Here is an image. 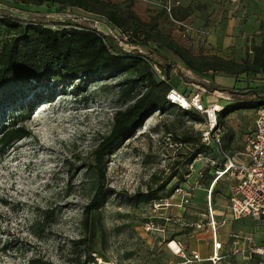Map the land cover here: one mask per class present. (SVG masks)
<instances>
[{
    "label": "rangeland",
    "instance_id": "obj_1",
    "mask_svg": "<svg viewBox=\"0 0 264 264\" xmlns=\"http://www.w3.org/2000/svg\"><path fill=\"white\" fill-rule=\"evenodd\" d=\"M13 1L20 2L0 0V12L6 10L25 19H32L33 14H46L54 20L73 18L90 23L105 35L123 36L120 45L130 53L128 56H139L131 53L135 48L126 45L128 36L113 29L102 16L71 7L57 12L55 7L46 5L25 11ZM101 1L122 10L129 9L142 23L154 26L166 40L196 55L252 62L253 50L264 39V23L258 33L241 42L234 52L203 49L206 37H198L192 30L186 40L182 39V22L193 26L201 20L208 26L216 18L212 0ZM164 2L172 8L171 14L162 9ZM10 34L0 26L2 43ZM150 46L176 63L174 66L169 61H155L156 76L165 80L169 77L177 92L191 98V87L175 77L178 69L185 66L184 62L167 48L153 42ZM142 52L146 49L140 48L137 53L142 56ZM169 64L167 77L164 66ZM134 75L132 69L122 67L67 85L54 83L45 88L34 84L8 85L0 90V126L15 124L30 132L29 137L0 150V264H32L34 260L46 264H76L85 260L84 255L74 253V248L85 233V208L96 188L94 175L87 171L89 156L101 137L110 134L115 112L128 108L145 92L146 86L136 82ZM213 80L226 88L234 86L232 78L216 76ZM253 81L254 85L263 84L260 79ZM236 84L245 88L248 80L240 76ZM200 97L207 107L221 105L218 96L201 94ZM256 118V110H241L231 114L225 126L212 130L207 120H195L194 113L185 114L176 104L144 119L141 127L108 157V193L101 209L91 215L88 223L90 227L95 224L101 228L91 244L95 253L94 261L89 264H180L183 260L170 249L169 243L179 240L186 247L193 238L194 247L201 243L202 252L211 253V221L215 222L217 236L226 247L230 245L231 233H252L260 244L264 240V218L236 221L230 214L232 179L227 176L219 179L215 193L210 194L215 171L226 162L222 152L230 151L227 146L231 140L234 151L241 150ZM207 133L209 142L204 140ZM216 135L220 136V143L214 139ZM185 136H191L189 143L183 142ZM198 138L201 140L197 141ZM198 151L201 154L188 164L189 158ZM179 186L191 188L190 202L182 208L176 206L179 199L173 195ZM197 224H202V229ZM207 241L209 245H205ZM233 259L228 263L243 261L241 256ZM244 262L259 264L260 261L253 257ZM222 264H226L225 260Z\"/></svg>",
    "mask_w": 264,
    "mask_h": 264
},
{
    "label": "trees",
    "instance_id": "obj_2",
    "mask_svg": "<svg viewBox=\"0 0 264 264\" xmlns=\"http://www.w3.org/2000/svg\"><path fill=\"white\" fill-rule=\"evenodd\" d=\"M12 3L25 11H30L31 7L39 8L46 5L48 8L55 7L57 12H64L63 7H71L102 16L113 29L128 36L126 45L136 49L131 53L139 55L128 56L130 53L120 45L124 41L123 36L119 38L105 35L90 23L77 22L73 18L64 21L54 20L48 18L46 14H33L32 19H25L16 17L6 10L0 12V26L11 32L4 43L0 41V90L8 85L34 84L40 85L41 88L53 86L54 83L67 85L75 80L87 81L104 73L109 74L122 67L132 69L135 73V81L146 86L145 92L134 104L115 112L110 134L101 137L89 156L87 171L94 175L96 188L85 208L83 221L85 233L74 248V253L80 257L84 255L85 260L76 264H89L94 261L92 255L95 252L92 251L91 244L101 232V228L95 224L90 227L88 223L91 215L101 209L108 193L106 171L109 155L118 150L124 140L141 127L144 119L154 112H163L176 105L168 99L169 93L177 88L168 77L170 68L164 66L168 77L165 80L156 76L153 66V63L159 59L169 61L174 66L176 63L157 49L151 48V42L167 48L184 62L185 66L178 69L179 72L175 77L191 87L193 95L219 97L221 110L217 112L216 129L225 126L229 116L235 112L241 110L258 112L264 108V39L253 50L255 59L252 62L239 63L234 59L215 55L193 54L187 48L166 40L154 26L142 23L129 9L122 10L116 5L101 0H20ZM164 3L166 5L161 6L167 12L168 4ZM140 48L146 49V52L141 53L142 56L137 53ZM216 76L232 78L234 86L226 88L216 84L213 80ZM240 76H245L248 80L247 87L237 86ZM254 79L262 80L263 84L254 85ZM182 112L188 115L194 113L195 120L200 122L207 120L204 114L194 109L182 108ZM29 136L30 132L24 126L3 124L0 126V150ZM190 140L191 136L183 138L185 143H189ZM200 140L201 138L197 139ZM232 142L233 140L227 146L228 150ZM207 151L212 152L209 149ZM199 154L200 151L196 152L187 163H193ZM214 180L215 178L211 182L213 183ZM180 181L184 182L182 177ZM218 182L219 180L213 183L211 195L215 193ZM155 200L159 201L160 198ZM45 218L44 216L42 223ZM39 223L38 221L37 224ZM83 246L88 247L85 252L80 249ZM32 264H46V262L34 260Z\"/></svg>",
    "mask_w": 264,
    "mask_h": 264
},
{
    "label": "built area",
    "instance_id": "obj_3",
    "mask_svg": "<svg viewBox=\"0 0 264 264\" xmlns=\"http://www.w3.org/2000/svg\"><path fill=\"white\" fill-rule=\"evenodd\" d=\"M235 2L239 3L240 0H235ZM170 10L171 8L168 6L167 11L170 12ZM181 28L180 36L184 40L187 39L191 30L195 33L193 26H190L187 22H182ZM208 32L205 31L204 33L207 34ZM180 96L182 95L179 92L172 90L168 99L172 103L180 105L181 108L194 109L204 114L210 128L213 130L216 127L217 112L221 110V106L206 107L201 101L200 94H195L191 98L182 96L188 102V107H185L179 99ZM209 135V133L204 135L206 142L211 141ZM214 139L218 143L221 141L219 135H216ZM243 142L241 150L234 151L231 154L222 152L226 162L216 170L215 181L226 176L233 181L230 186L229 211L234 220L253 219L257 221L264 218V108L257 112L254 127L246 134ZM173 195L179 199L176 206L182 208L190 202L191 188L179 186L175 189ZM209 225L213 230L212 255L207 259H202L197 253L189 254L184 244L177 240L175 242L181 249L178 255L183 260L180 264H221L224 259L220 253L223 242L217 236L215 222L211 221ZM202 227V224H197L198 229H202ZM229 242L232 247V258L241 256L244 261H248L253 257H257L260 261L259 264H264V240L258 244L252 233H231Z\"/></svg>",
    "mask_w": 264,
    "mask_h": 264
},
{
    "label": "crops",
    "instance_id": "obj_4",
    "mask_svg": "<svg viewBox=\"0 0 264 264\" xmlns=\"http://www.w3.org/2000/svg\"><path fill=\"white\" fill-rule=\"evenodd\" d=\"M212 1L214 3L213 15L216 18L209 23L208 26H204L205 22L201 20H197V23L193 25L196 36H203L207 39L206 43H204V41L202 42V44H204L203 49H227V52H234L238 49L241 42L249 40L252 38L253 33H258L261 30V26L264 23V0H240L239 4L238 2L236 3L235 0ZM205 31L209 32L206 34L204 33ZM232 152H234L233 143L231 144L230 151L224 154H231ZM195 239L201 242L199 238L196 237ZM193 241L194 239L190 238L185 247L189 254L197 253L202 259H207L212 255L213 246L211 253H203L201 250L203 247L202 244L199 243L196 248L194 247ZM205 245H209V242H205ZM231 252V244L229 247H226L225 242H223L220 253L224 259L221 264L224 260L226 264L230 259L234 260L231 257ZM234 258L238 259V256ZM243 263L246 262L243 260L241 263L238 262L237 264Z\"/></svg>",
    "mask_w": 264,
    "mask_h": 264
},
{
    "label": "water",
    "instance_id": "obj_5",
    "mask_svg": "<svg viewBox=\"0 0 264 264\" xmlns=\"http://www.w3.org/2000/svg\"><path fill=\"white\" fill-rule=\"evenodd\" d=\"M168 67H171V64H169ZM147 118H148V117H147ZM147 118H146V119H147ZM169 247H170V249H171L174 253H176V254L180 253V251H181V249L178 247V245H177V243H176L175 241H171V242L169 243Z\"/></svg>",
    "mask_w": 264,
    "mask_h": 264
},
{
    "label": "bare ground",
    "instance_id": "obj_6",
    "mask_svg": "<svg viewBox=\"0 0 264 264\" xmlns=\"http://www.w3.org/2000/svg\"><path fill=\"white\" fill-rule=\"evenodd\" d=\"M181 103L185 106V107H188V102L186 101L185 98H183L182 96L179 97Z\"/></svg>",
    "mask_w": 264,
    "mask_h": 264
}]
</instances>
